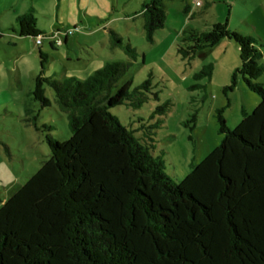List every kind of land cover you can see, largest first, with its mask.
I'll list each match as a JSON object with an SVG mask.
<instances>
[{
    "label": "trees",
    "instance_id": "16d2710c",
    "mask_svg": "<svg viewBox=\"0 0 264 264\" xmlns=\"http://www.w3.org/2000/svg\"><path fill=\"white\" fill-rule=\"evenodd\" d=\"M138 14L152 41L165 26L164 0L144 2ZM18 23L19 36L46 37L31 13ZM111 35L136 57L129 42ZM224 39L238 45L241 59L230 89L241 77L260 102L252 112L243 109L234 128L218 110L220 145L192 163L180 183L153 155L152 137L141 140L110 111L123 104L140 108L151 80L133 91L129 81L114 92L128 70L121 62L84 81L43 73L35 78L34 99L51 106L46 87H52L71 136L61 142L47 134L50 157L1 201L0 264H264V86L257 82L264 67L258 41L231 30L226 20L206 31L185 30L178 53L192 60ZM211 70L202 73L211 76Z\"/></svg>",
    "mask_w": 264,
    "mask_h": 264
},
{
    "label": "rangeland",
    "instance_id": "374dc122",
    "mask_svg": "<svg viewBox=\"0 0 264 264\" xmlns=\"http://www.w3.org/2000/svg\"><path fill=\"white\" fill-rule=\"evenodd\" d=\"M149 1L107 0L109 9L81 10L76 0H0V207L50 157L46 135L61 142L71 136L67 114L59 108L53 88L46 87L51 106L42 108L34 99L40 73L62 82L84 81L107 64L121 62L128 64V70L114 92L129 81L133 91L151 80L148 100L140 108L123 104L110 111L141 140L150 142L152 137L153 155L163 160L176 183L189 174L192 163L201 162L220 145L218 110H224L227 125L234 128L242 120L243 109L252 112L258 106L260 97L241 77L230 89L241 66L234 41L224 39L198 51L192 60L184 59L178 48L185 30L206 31L228 20L232 29L258 41L264 67V0H164L165 26L152 41L138 14ZM98 11L102 15L97 16ZM28 13L45 32L40 46L32 37L18 34V18ZM58 31L60 35L53 36ZM111 31L132 45L135 58L126 54ZM61 38H68L69 45L60 44ZM209 66L211 76L202 73ZM257 82L264 86V72ZM164 105L165 113L159 114Z\"/></svg>",
    "mask_w": 264,
    "mask_h": 264
},
{
    "label": "crops",
    "instance_id": "0c3cea01",
    "mask_svg": "<svg viewBox=\"0 0 264 264\" xmlns=\"http://www.w3.org/2000/svg\"><path fill=\"white\" fill-rule=\"evenodd\" d=\"M70 1H72V0H70ZM77 1V3H78V6H79V8L81 9V10H85L87 7H96V8H105V9H109V3L107 2V0H76ZM61 2H59V4H60ZM59 4H58V6L57 7H59ZM74 9H76L77 10V6H75L74 7ZM229 10H230V8H229ZM229 14H230V12H229ZM99 15H102L101 13H99V11L97 12V16H99ZM86 17H88V16H86ZM99 20H101L102 21V19H99ZM228 21V20H227ZM73 23L74 24H76L77 22L74 20L73 21ZM229 24V23H228ZM38 27V26H37ZM229 27L232 29V27L230 26V24H229ZM40 31H42V32H44L43 30H41L40 28H38ZM232 30H234V29H232ZM45 33V32H44ZM69 40H68V38H66L65 40H64V44L66 45V46H68L69 44ZM52 46V45H51Z\"/></svg>",
    "mask_w": 264,
    "mask_h": 264
},
{
    "label": "built area",
    "instance_id": "2783aa9c",
    "mask_svg": "<svg viewBox=\"0 0 264 264\" xmlns=\"http://www.w3.org/2000/svg\"><path fill=\"white\" fill-rule=\"evenodd\" d=\"M60 32L58 31L57 33H55L53 36H55V35H60L59 34ZM63 35V34H62ZM65 35V34H64ZM42 39H44V37H39L37 40H36V43H37V45L39 46V45H41L43 42H42ZM63 42H64V40L61 38V43L60 44H63Z\"/></svg>",
    "mask_w": 264,
    "mask_h": 264
}]
</instances>
